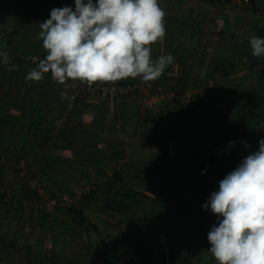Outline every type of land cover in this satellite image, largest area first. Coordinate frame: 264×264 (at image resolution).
I'll return each mask as SVG.
<instances>
[{
  "label": "crops",
  "instance_id": "0c3cea01",
  "mask_svg": "<svg viewBox=\"0 0 264 264\" xmlns=\"http://www.w3.org/2000/svg\"><path fill=\"white\" fill-rule=\"evenodd\" d=\"M220 1L158 0L160 7L166 13V26L183 23L187 28L186 32L182 33L180 31L177 33V29L166 31L165 37L151 47L154 59L166 53H174L175 59L179 58L181 54H186L185 52L189 57L194 56V59L201 63L193 65L191 80L194 75L203 76L204 82L201 87L199 86L201 89H204L203 85L206 87L207 81L214 77L215 73H212L210 65L211 59L233 62V65H225V68L218 73L219 76L215 80L214 87L205 88L209 90L204 92L208 94H205L202 102L203 114L198 116L195 112H190L189 109L183 113L174 112L169 118L164 116L159 119V124L154 129L150 124L137 122L136 117L135 121L129 120L127 123V133L136 144H146L144 143L145 139L142 138L145 134L154 135V139L150 137L148 146L142 147L145 148V153L133 149L138 154V158L134 156L128 158V165L131 168L137 167L138 164L135 161L142 157L161 151L163 147L160 148L157 145V138L165 135L170 126H179L189 117H191V121L195 119L197 126H201L203 130L194 128L197 136L193 135L190 140H187L186 147L180 144L181 139L177 140L175 147H179L180 150L184 148L191 150V155L199 153L202 138L207 142V139L209 140L217 132L212 127L213 118H218L222 122L226 119L225 123H228L229 113L227 110H233L235 121L244 123L242 126L234 125V129L226 130V136L231 137V141L223 140L220 147L222 149L218 150L219 156L221 155L219 166H215L211 162L210 152H215V150L210 151V146L203 147L201 145L204 156L202 161L197 164L192 162L190 166L185 167L183 176L187 178L190 187L187 190L188 196L184 197L183 202L191 203L192 209H187L186 215L185 213L180 215L182 206L177 205V202L174 203V209L172 207V211L166 215L158 207L155 217L158 220L157 224L159 223L161 226L154 225L155 230L144 226V231L149 230L148 233L153 231L150 237L153 241L144 239L140 250L142 255H139L138 251H132L133 248L127 247L125 250V248L118 247V242L112 241V238L121 236L125 241L128 234L135 233L133 226H130L125 219L129 210L120 214L113 213L109 208H106L105 198L109 199V196H102L97 192L94 196L85 198L81 204L85 220L94 224V229L87 222L77 220L67 209L44 216L24 208L22 212L17 213L11 205V201L5 199V190L0 183V252L12 256L13 264L18 263V258H14L15 256L12 255L13 248L7 241L15 243L16 240L18 244H15L22 247L18 249L16 256L22 255L20 257H24V260L19 258V262L25 261V264H30V260L28 262L25 260L26 253H29V257L43 256L42 264H217L208 251L211 245L208 242L207 234L213 225L218 226V218L210 209L205 210L203 205L208 201L212 192L219 190V182L229 172L235 170L247 155L257 151L259 141L264 139V58L253 57L249 46L251 36L264 37V0H255L251 8L233 4L228 9H223ZM167 19H169L168 22ZM216 21L220 23L219 32L214 33L215 36H213L209 30L216 24ZM196 24H199L202 31H195ZM14 27L15 17L11 14L0 19V39L3 42L18 35L14 31ZM165 38L171 43L164 50L162 41ZM195 41L199 44H195ZM180 68V63L173 66L170 74L174 76L180 72ZM182 68L184 69V67ZM186 68H189L188 61ZM193 86L196 85L190 82L186 89L191 90L194 88ZM204 93L201 95L203 96ZM138 102L139 99L135 103L136 108L130 110L129 117L134 113L140 118L142 115H146L144 110L138 107ZM212 102L220 110L218 116L217 110L211 107ZM246 104L251 105L252 109H248L244 115L240 111L235 112L236 106ZM41 116L44 120L39 126H43L45 135L49 128L57 131L64 124L65 113L63 110H57L56 107L54 111L47 114L42 113ZM27 119H24L26 124L23 123L20 127L14 124L12 125L13 129L6 128L1 133L2 148L6 150L9 161L0 165V180L3 177L8 178L9 184L7 182V185L11 197L20 196L25 189L13 165L15 158L20 154H25L23 156L29 162V167L31 162L34 176L43 182L46 190L51 193L65 191L63 190L64 185H68V191H70L68 193H72L97 178L92 167L79 166L78 164L72 165L74 167L69 165L60 167L59 161H52L51 153L57 154L59 151L61 156L69 154L64 149L54 152L55 149L49 147L48 143L37 147L36 140H33V131H28ZM247 125L249 129L246 128ZM134 132L139 135L140 139H143V143L132 137L131 134ZM119 134L121 133H118L117 137ZM48 135H51L52 142L56 141V133L49 132ZM43 136L44 134L38 135L36 138L39 140ZM124 136L126 135L124 134ZM152 140L154 143L151 142ZM242 141H246L248 147L241 143ZM230 142H235L234 146L229 147ZM225 149L233 152L230 158L225 154ZM146 173L143 174L147 175ZM165 179L164 176H160V173H155L152 178L145 180L147 182L154 181V183L149 182L152 193L156 190H162L163 193L168 188L166 186L169 185V181H165ZM111 191L109 194L112 193ZM180 199L181 197L177 195L172 198V201L176 202ZM167 216L172 220L175 219L171 225L163 222ZM0 264H4V262L0 261Z\"/></svg>",
  "mask_w": 264,
  "mask_h": 264
},
{
  "label": "trees",
  "instance_id": "16d2710c",
  "mask_svg": "<svg viewBox=\"0 0 264 264\" xmlns=\"http://www.w3.org/2000/svg\"><path fill=\"white\" fill-rule=\"evenodd\" d=\"M65 6H71L75 9V2L72 3L69 2V0H0V19L10 14L15 17L14 31L18 34L15 35V37H11L6 42H3V40L0 39V51L7 52L11 57V64L18 66L17 71H8L7 66L0 63V159L5 157L9 161V156L6 150L2 148L3 139L1 133L6 128H12V125L14 124L20 127V125L25 123L24 119L28 118L27 128L28 131H33L32 135L34 138H32L33 140H36L37 147L48 143L49 147L55 149L54 152L64 149V151H67L69 154L61 156L59 151L57 154L51 153L50 156H52V161H59L58 164L61 163L60 167L68 165L74 167L72 166L74 164L92 167L94 175L98 177L103 173L106 165L121 154V147L125 141L122 140V136L117 137V134L121 133L129 138L131 137L127 133V123L129 120L133 121L135 117H137V122L139 121L142 124H150L154 129L159 124V119L164 116L169 118L174 112L183 113L189 108H186L185 106L184 108L182 106L183 104H180L178 100L173 97L175 106L172 109H167L165 112L159 111L153 115H142L141 118L135 113L129 117L130 110L136 108L135 103H137L138 95L140 94L139 89H133L128 92L116 91L115 93L111 91L97 90L88 93L85 92L83 96H79L74 94L73 91L75 88L69 81H67L69 86L65 88L64 85L54 81L50 73L45 74L40 82L26 81V74L35 66L32 61L27 59V57L35 55L43 59L46 56V51L42 46V40L39 38L37 39V35L40 31L39 23L50 18V12L52 9ZM168 20L169 19H167V22ZM174 25L175 24H168V26H166V31L169 32L177 29V33H179L178 31L181 33L186 32L187 26L183 25V23H179L176 26ZM219 25L220 23L216 21V24H214L209 30V33L215 36L214 33L219 32ZM194 29L198 32L202 31L199 24H196ZM170 43L171 42L166 38L162 41L164 50L168 48ZM194 43L199 44L197 41ZM152 45H150V48ZM185 53L186 54H181V56L179 55V58L177 59H175V56L173 55L174 53L171 54L174 57V62L169 65L162 74L163 78L160 77L155 81H150L152 86H161L164 91H172L174 94L186 91L190 82L196 85L193 87L201 89L200 87L204 82L203 76L194 75L191 80L193 65H199L201 61L195 60L194 56L189 57L187 52ZM163 55L168 54L166 53ZM151 56L154 59L153 54H151ZM187 61L189 62V68H186ZM210 62L212 73L221 72L225 68V65H233L231 60L225 61L223 59H218V61H215L211 59ZM179 63L181 70L179 73L175 72L176 74L173 76L170 74L171 68ZM182 67H184V69ZM103 83L109 86L112 84L116 86H124L145 82H142L141 79L137 77L135 79L127 78L115 82ZM208 90L209 89L201 90L197 97L204 101L205 94H208L204 92ZM61 93H64V95L62 96ZM201 93H204L203 96ZM55 107L59 111L64 109L67 111L63 122L64 124L62 128L57 131L53 128H49L45 135V133H43L45 129L43 130L42 125L41 127L39 126L44 120L42 119L41 114L50 113L54 111ZM211 107L217 110L216 114L218 116L220 113L218 106L212 102ZM236 109L235 112L240 111V113L244 115V112L248 109L251 110L252 107L251 105L246 104L238 107L236 106ZM191 110L189 111L193 112ZM227 111L229 113L227 119V121L229 120L228 123H225L226 119L222 122L218 118H213L212 127L217 130V132H215V135L211 136L209 140L207 139V142L203 138H200L203 147L210 146V151L215 150V152H210L211 162L215 166H219L220 164L219 160L221 159V155L219 156L218 150L222 149L220 147L223 144V140L231 141V137L226 136V130L234 129V125L242 126L244 124L242 121H235L232 114L234 112L233 110ZM190 119L191 117L179 126H170L165 135H161L157 138V145H159L160 148L163 147L161 148V151L135 161L136 164H138L135 168L129 167L127 162L125 170L114 171L103 184H100L96 188V190L82 195L84 200L85 198L94 196L99 192L102 196H109V199L107 197L105 198V206L106 208H109L111 212L122 214L123 211H130L125 219L130 226H133V231L136 235L132 233L128 234L125 241L122 240V236L112 238L114 243L118 242V247L120 246L122 249L125 248V250H127V247H131L133 250L131 248L130 250L133 252L138 251L137 254L142 255L140 250L144 239H150L153 232L152 230L155 227L154 225H156V227L161 226L159 223L158 226L156 222L158 220L155 217V212H157L158 207H160L166 215L172 211V207L174 209V203L177 202V205L182 206V212L181 209H179L181 212L180 215H183V213L186 215V210L192 209L191 203H187V201L183 202L184 197L188 196L187 190L188 187H190L187 178L183 176V171L185 167L190 166L192 162L195 164H197V162L200 163L204 157L203 151L200 147L201 145L199 146L201 152H196L193 155L190 154L191 150L185 148L180 150L179 147H175L176 141L180 139L182 141L180 144H183V146L186 147L188 143L187 140H190L193 135L197 136L194 128L197 127L200 131L203 130L201 126H197L195 119L192 121ZM190 122L191 124H189ZM246 128L249 129L248 125ZM49 132L57 134L56 141H51V135H48ZM42 134H44V136L42 139L38 140L36 137ZM131 135L132 137L139 139L140 143H143V139H145L146 142L144 143L146 144L150 143L151 138L154 139V135L151 136L152 134H145L142 136L143 139H140L139 135L135 132ZM151 142L154 143V140ZM162 142H164L162 144L163 146H161ZM224 151L229 158L233 155V152L229 149H225ZM23 155L25 154L18 155L14 162L21 158L27 161L26 157ZM5 163L0 162V165ZM15 171L17 174L18 172L16 168ZM27 171L30 176L37 178L32 172L31 162L29 167L28 161ZM198 171H201V169H198ZM144 172H147V175H144ZM155 173H160L161 177L164 176L166 178L165 181H169V185L166 186L168 188H166L167 190H164L163 193L161 192L162 190H156V192L152 193L149 188L151 185L149 182L154 183V181L147 182L145 180L146 178H152ZM18 178L23 183L25 189L20 196L11 197V201L14 198L19 200L20 204L18 207H12L17 213H20L23 211V208L27 210L22 204V201L25 199L31 200L33 198L32 196H35V192L25 183L23 177L18 176ZM63 188V190H65L63 192H70L68 191V185H64ZM109 191L112 193L109 194ZM58 193L60 192L51 193L50 191H47L49 196H54ZM177 195L180 196L181 199L173 202L172 198ZM29 210L32 213L41 214L42 216L48 215L35 209L30 208ZM67 211L77 220L85 221L95 229L94 224L85 220L81 207L78 209L71 207L68 208ZM174 220V218L172 220L171 217L167 216L163 219V222L171 225ZM144 226L152 228V230L150 229L151 233H148L149 230L147 232L144 231ZM153 238L155 239V236H153ZM150 240L153 241V239ZM7 242L10 243V247L12 246L11 248H13L11 253L15 256L14 258H18L17 264H25V261L19 262L20 259L24 260V257L21 258L22 255L19 254L16 256V254H18V249L22 248L19 245H16L18 244L17 240L15 241L16 244L13 241ZM29 256V253L25 254V260L27 262L30 260V264H42L44 261V258L41 255L33 257ZM12 259V256L10 257L9 254L5 255L0 252V261H3L4 264H13Z\"/></svg>",
  "mask_w": 264,
  "mask_h": 264
},
{
  "label": "clouds",
  "instance_id": "9594fccd",
  "mask_svg": "<svg viewBox=\"0 0 264 264\" xmlns=\"http://www.w3.org/2000/svg\"><path fill=\"white\" fill-rule=\"evenodd\" d=\"M165 17L158 0H75V9L54 8L39 23L46 56L27 57L35 66L25 80L40 82L50 73L65 88L67 81H155L174 62L171 54L151 56L150 45L166 35ZM249 46L253 57L264 58V37L251 36ZM10 61L0 51V63L17 71ZM203 208L218 218L207 234L217 264H264V139L219 182Z\"/></svg>",
  "mask_w": 264,
  "mask_h": 264
},
{
  "label": "built area",
  "instance_id": "2783aa9c",
  "mask_svg": "<svg viewBox=\"0 0 264 264\" xmlns=\"http://www.w3.org/2000/svg\"><path fill=\"white\" fill-rule=\"evenodd\" d=\"M255 0H221L220 5L223 9H228L231 5L236 6H245L251 8ZM69 2H75V0H69ZM219 76L218 73L214 74V77L210 78L206 84L207 88H210L215 85V80ZM71 85L75 88V95H82L85 92H93L97 90H103V91H111V92H128L133 89H139L140 94L142 95V101H143V107L145 114L153 115L156 112H165L167 109H172L175 106V101L173 97H175L180 104H189L194 105V102H197L198 100L195 99V96L197 97L200 89L194 87L190 94H186V96H183L181 93L174 94V92L169 91V93L163 94V89L161 86H152L150 82L147 83H140V84H133V85H124V86H116V85H105L103 82H96L92 86H89L87 83H82L80 81H69ZM158 94H156V93ZM158 97L162 99L164 103H161L160 107H152L151 106V100L154 97ZM126 138V137H125ZM128 141H125L121 147V154L118 155L116 158H114L112 161L109 162L108 166L104 169L103 173L99 175L97 178L93 179L90 183L82 186L81 188H78L74 190L72 193H66L61 192L54 196H49L47 194L45 185L43 182H40L37 178H34L30 176V174L27 171V161H25L23 158L19 159L18 161L14 162L13 165L17 170L18 176H21L24 178L25 183L31 187V189L35 192V196H32L33 198L25 199L22 201V204L27 209H35L37 211H41L44 214H55L58 211L68 209L71 207H74L76 209L81 207V204L83 202V196L84 194H88L93 190H96V188L103 184L106 179L114 172L119 170H125L126 169V163H127V154L129 151V148L131 146V143L129 144ZM0 162L7 163L8 160L5 157H2L0 159ZM7 179L3 177L0 180V183L2 187L5 190V199L11 201V195L9 193L8 185H7ZM39 198V199H38ZM11 204L13 207H18L19 200L14 198L11 201Z\"/></svg>",
  "mask_w": 264,
  "mask_h": 264
},
{
  "label": "rangeland",
  "instance_id": "374dc122",
  "mask_svg": "<svg viewBox=\"0 0 264 264\" xmlns=\"http://www.w3.org/2000/svg\"><path fill=\"white\" fill-rule=\"evenodd\" d=\"M70 7H71V6H70ZM37 42H38V41H37ZM39 58H41V57H39ZM207 84H208V83H207ZM214 86H215V85H214ZM214 86H212V87H214ZM203 87H204V89H200V91H201V90H206L205 88H207V86L205 87V85H203ZM212 87H210V88H212ZM210 88H209V89H210ZM192 89H193V88H192ZM192 89H191V90H192ZM191 90L182 91V92H180V93H181L183 96H186V94H188V95L190 94V91H191ZM162 91H163V94H165V93H169L168 91H164V90H162ZM200 91H199V92H200ZM73 92H74V94H75V89H74ZM155 93H156V92H155ZM156 94H158V93H156ZM141 98H142V95L139 94V95H138V99H139L138 107H139V108L141 107V108L144 110V107H143V101H142ZM195 99L198 100L199 98L195 96ZM151 102H152V103H151V106H152L153 108H154V107H160V106H161V103H164V102L162 101V99H160V98H158V97H156V96L151 100ZM202 102H203V101L199 99L197 102H194V105L183 104L182 106H183V107L185 106L186 108L188 107L189 110L192 109V111L195 112V113L199 116L200 114H201V115L203 114L202 112H204V111H203L204 106H203ZM185 107H184V108H185ZM194 110H195V111H194ZM66 112H67V111L64 109V110H63V113L66 114ZM200 117H201V116H200ZM136 118H137V117H136ZM133 121H135V119H134ZM121 135H122V134H119L118 136L121 137ZM125 137H126V136L123 137V135H122V140H123V141H128V139H129V141H130L129 144H130V143L132 144V145L130 146L129 151H128V154H127V162H128V160H129L128 158H129L130 156H134V157H137V158H138V154H137L135 151H133V149L136 150V151H137V150H140L142 153H145V148H142V147H143V146H144V147H145V146H148L147 144H142V145L139 144V143L136 144V142H134V141L132 140L131 137H130V138H129V137H126V138H125ZM180 143H182V141H181ZM137 152H138V151H137ZM106 166H107V165H106ZM5 178H6L7 181H8V178H7V177H5ZM38 180H39V179H38ZM39 181H40V180H39ZM8 184H9V182H8ZM153 189H154V186H153Z\"/></svg>",
  "mask_w": 264,
  "mask_h": 264
}]
</instances>
